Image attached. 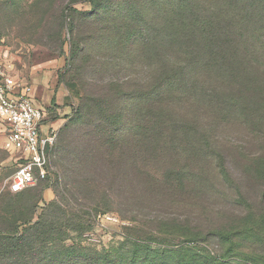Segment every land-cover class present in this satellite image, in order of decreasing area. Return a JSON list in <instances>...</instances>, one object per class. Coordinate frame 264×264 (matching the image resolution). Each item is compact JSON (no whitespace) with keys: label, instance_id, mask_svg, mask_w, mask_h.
<instances>
[{"label":"rangeland","instance_id":"1","mask_svg":"<svg viewBox=\"0 0 264 264\" xmlns=\"http://www.w3.org/2000/svg\"><path fill=\"white\" fill-rule=\"evenodd\" d=\"M167 35L185 39L169 58ZM166 65L183 71L173 89ZM202 65L237 75L203 80ZM0 70L31 85L38 103L49 98L58 129L47 179L11 193L18 161L0 121V209L21 206L20 219L35 221L56 199L72 226L92 209L91 228L66 245L101 251L123 235L176 243L195 233L198 249L221 254L229 244L213 231L247 225L249 208L264 207L251 171L264 159V0H0ZM152 115L170 122L149 132L140 117ZM141 131L154 142L125 144ZM110 134L125 142L98 147ZM233 241L236 257L264 255V236Z\"/></svg>","mask_w":264,"mask_h":264},{"label":"trees","instance_id":"2","mask_svg":"<svg viewBox=\"0 0 264 264\" xmlns=\"http://www.w3.org/2000/svg\"><path fill=\"white\" fill-rule=\"evenodd\" d=\"M66 9H71V7L67 5ZM184 40L183 37L167 35L164 43L167 58L178 54V46H180V51L184 45ZM174 66L166 65L167 79L165 81L172 87L171 89H173L172 84H176L177 76L183 73L181 67L174 68ZM220 66L202 65L201 68L206 73L203 80L214 79L217 72H219L217 74L225 81L228 79L229 73L230 77L237 75L230 65L228 67L226 65ZM183 86L180 85V87ZM170 117L174 121V116L170 114ZM140 119H148L146 123H152V131L149 132H154L153 127L155 125L160 130L165 124H169L170 122V119L168 121L165 119L159 120L154 115L149 118L140 117ZM177 120L179 126L184 127L186 125L184 118H177ZM85 128L82 127L81 130ZM155 134L157 133L155 132ZM145 135L146 132L141 131L136 136L134 135L135 140H128L125 144L128 145L131 141H137V144L154 142L155 138ZM118 137L119 135L115 137L110 134L99 143L98 147L107 150L110 147L115 149L118 145H122L125 142L122 136L121 138ZM56 143L58 142L56 141ZM56 143L51 148L49 155L53 148H56ZM94 143H98V141ZM69 165L72 168V170L70 169L72 172L75 171L76 167H80V162L76 163L72 160L69 161ZM251 171L259 176L264 184V159L260 158V161L251 167ZM125 174L126 171L122 177V184L126 188L125 185L129 181V177H125ZM46 179L47 176L31 187L38 185ZM92 183V180L82 176L81 184L85 189H90ZM23 190L15 193H20ZM240 201L242 202V196ZM244 204L250 207L248 202ZM16 209H0V212L3 214L0 215V264H264V255L257 253L256 249L248 252L250 254H244L243 257H236V249L239 243L238 241H233V238L237 235L243 237L249 235L254 237L264 236V207L258 210L249 208L248 214L251 220L247 221L249 222L247 225H241L240 228L234 227L233 229L219 228L213 231L212 234L214 236L223 241L227 240L229 244L221 254H212L205 248L198 249L195 237L197 235L195 233H184L187 236L184 239H188V241L182 239L181 242L176 243L157 241V238H155L156 234L151 233H146L144 236L136 238L123 235L122 241H116L113 245H109L108 248L101 251L82 246H68L66 245V241L70 238V232L78 233L91 228L93 214L90 210L92 209L82 208L79 214L82 222L78 221L80 224L77 223L74 226L65 221V217L67 216L65 214V205L56 199L47 203L42 208V213L38 215L35 221L32 219H20L21 217L18 213L21 212V206H18ZM96 211L97 209L94 210V213ZM70 217L76 218L73 215H70ZM67 220H70V218ZM245 223L246 221L243 222V224ZM21 226L23 227L22 229ZM191 235L193 237L188 238Z\"/></svg>","mask_w":264,"mask_h":264},{"label":"built area","instance_id":"3","mask_svg":"<svg viewBox=\"0 0 264 264\" xmlns=\"http://www.w3.org/2000/svg\"><path fill=\"white\" fill-rule=\"evenodd\" d=\"M0 121L5 124L4 147L18 161L8 185L15 193L47 176L49 152L57 141L58 129L50 125L46 108L35 101L31 85L2 70Z\"/></svg>","mask_w":264,"mask_h":264},{"label":"crops","instance_id":"4","mask_svg":"<svg viewBox=\"0 0 264 264\" xmlns=\"http://www.w3.org/2000/svg\"><path fill=\"white\" fill-rule=\"evenodd\" d=\"M32 87V86H31ZM32 93H33V90H32ZM37 102V101H36ZM38 103V102H37ZM38 104H40V103H38ZM48 104H49V98H48V100L46 99V102H45V104L43 105V104H40V105H42L43 107H45V106H48ZM55 123H56V120L55 121H52V120H50V125H52V126H55Z\"/></svg>","mask_w":264,"mask_h":264}]
</instances>
